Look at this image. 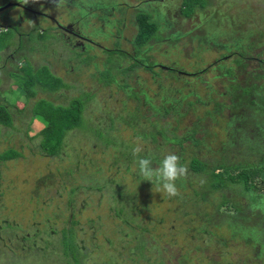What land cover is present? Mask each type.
I'll return each mask as SVG.
<instances>
[{"label":"rangeland","instance_id":"1","mask_svg":"<svg viewBox=\"0 0 264 264\" xmlns=\"http://www.w3.org/2000/svg\"><path fill=\"white\" fill-rule=\"evenodd\" d=\"M16 1L19 0L13 3ZM28 1L37 10L54 18L53 23L48 18L43 23L40 17L34 18L41 27L51 24L61 27V22H65L71 12L76 13L82 8L73 2L68 6L67 0H57L56 4L52 0ZM175 2L167 0L166 7H177L179 0ZM142 3L143 0H106L97 3V8L86 9L87 15L81 10L80 17L89 18L90 25L94 26V32H90L89 36L81 34V38L88 39L84 42V48L59 45L54 48V53L50 49L45 50L42 60L38 61L48 63L53 69L52 73L62 77L66 85L51 93L54 95L53 104L65 106L75 97L85 99L89 96L84 106L81 127L66 131L63 149L69 155H49L39 145L37 135L46 122L39 115H33L30 108L35 97L49 96L48 90L36 84V96L27 101L22 89L15 83L17 80L13 72L16 71L9 72L11 78L6 81L0 78V99L14 104L11 107L14 127H1L0 153L9 147L20 152L19 156L13 157V152L8 151L4 155L5 159L0 158V264H75L71 256L73 238L83 251L79 256L80 264H179L180 260L186 264H209L212 261L222 264H264V259H253L251 246L240 238L229 237L227 244H221L217 234L229 236L224 226L213 228L216 234L211 235L195 231L192 223L186 222L187 216L184 218L178 213L182 210L177 199L169 198L162 191L158 192L156 185L139 176L137 157L132 153L137 145L143 149L139 156L150 158L153 166L170 152L179 157L186 156V159L191 156L190 152L194 150L192 140L180 145L175 142L176 138H184L182 132L195 125L191 112L186 111V108L181 110L186 112L180 119L178 131L167 133V137L173 141L164 143L157 133L164 117L152 114L149 106L151 103L157 105L163 95L164 99L168 98V102L172 98L177 100L186 92L184 84L179 83L183 81L190 82L187 88L190 87L201 99L204 98L209 88L210 74H201V82L195 75L207 64V68H210L222 52L208 42L194 41L193 38L197 36L192 38L190 34H181L180 29L171 41L164 38H158L157 41L155 36L151 37L142 44L138 56L146 60L143 64L151 61L166 67L159 69L161 75L158 84L150 77L151 72L143 69L145 65L128 70L131 63L128 56L106 60L111 57L107 53L110 50L134 54L137 11L148 13L150 21L164 25V20L156 13L158 5L165 6L164 1L152 0L147 5ZM222 3V0H208L206 10L221 11L223 5L231 4ZM86 5L90 6V3ZM17 11L15 9L12 13ZM193 20L186 19L185 25ZM188 24L185 29H189ZM30 25V22H22L19 34L11 30V36L6 29L0 31L3 32L0 43L6 41L5 47L8 46L1 53L8 62L13 61V58L7 56L15 52L14 58L25 55L35 63L34 48H47L48 44L55 42L52 37H48L33 44L36 33L30 36ZM91 26L84 28L90 31ZM174 27L177 29L179 26ZM60 29L57 27L55 30L61 35ZM35 31L38 32L37 28ZM202 31L199 27L192 34ZM169 32H174V29ZM157 33H161L160 30L157 29ZM18 35L22 37L19 48L16 46ZM87 54L92 57L88 58ZM170 67L179 68L185 74L170 72ZM155 68L158 69L156 65ZM2 71H6V68ZM211 72L214 73L215 69ZM254 74L258 77L257 83L261 84L259 92H264V72L263 78H260L261 72ZM110 76L116 77L121 87L95 80L97 77L98 80L106 81ZM213 81L219 86H228L230 83L224 78H214ZM141 88L144 90L142 94ZM111 100L116 105V114L112 115V118L117 115L115 121L104 110V106L111 110ZM203 104L195 103L191 111L196 110L201 116L199 110L205 109L201 106ZM129 108L137 110L139 118L130 116ZM251 110L249 115L253 116ZM244 111L239 114L231 110L230 113H227L228 110L221 111V122L212 120L214 124L207 128L212 130L216 125L217 129H213V133L221 131L223 135L231 122L240 123ZM198 126H206V123L200 122ZM198 136L206 138L208 135L199 131ZM107 139L111 142L106 143ZM203 158L209 161L210 155ZM181 163L186 164V161ZM262 176H255V180H260ZM193 189H198V186L188 187V195ZM180 197V201L188 198L183 195ZM70 199L73 207L68 201ZM70 211L73 224L69 222ZM62 241L68 253L64 251Z\"/></svg>","mask_w":264,"mask_h":264},{"label":"trees","instance_id":"2","mask_svg":"<svg viewBox=\"0 0 264 264\" xmlns=\"http://www.w3.org/2000/svg\"><path fill=\"white\" fill-rule=\"evenodd\" d=\"M222 1L224 4H231L223 5L224 7L221 8L220 11V9L206 10L205 4L208 3V0H182L184 10L180 12V15H190L192 17L195 15L197 17V21H192L189 24L187 23L189 29H185L187 24L185 25V21L180 18L179 15L171 12V10L174 11V9L171 8L170 10L166 5L164 7L158 5L156 10L159 18L161 17V20H164L163 26L157 21H150L148 19V13L141 10L137 11L135 15L138 30L133 42L136 47L134 48V54L130 55L121 50H107L109 51L107 52L108 55L111 57L106 60L116 59L122 55H129L130 57L128 58H130L131 63L128 65V70L133 69L137 65H145L142 63L146 60L138 56L142 51V44L154 36L157 41H159L158 38L171 41L178 29H180L181 34H190L192 38L197 36L193 39L198 43L208 42L210 45H215L217 49L223 48L228 52L234 50L235 53L241 54L251 47L264 48V0ZM89 2L96 4L97 1L89 0ZM103 2H106V0H99L97 3L100 4ZM148 3H150V1ZM148 3H146V5ZM71 15L74 16L75 14L71 12ZM111 24L112 23H109L108 25ZM175 25L179 27L176 29L174 27ZM199 27L204 31L200 34H192V32ZM243 28L245 29L243 30ZM157 29L160 30L161 33H157ZM171 29H174V32H169ZM10 31L11 29L8 30L11 36ZM44 31L45 32H43L41 36L45 35V33L47 34V31ZM2 33H0V35ZM57 35H59V33H57ZM6 38H8L7 33ZM179 38L180 36L178 39ZM178 39H176L175 42ZM6 44V41L0 43V50H2ZM148 49H150V47H148ZM103 50L106 49L104 48ZM86 56L88 58L92 57V55L88 54ZM138 61L141 64H138ZM155 65L157 66V63L154 64V62L147 61L143 69L150 71V77L158 84V77L161 75L160 70L163 68L157 66L158 69H156ZM31 69V61L27 59L26 56H23L18 73L13 72V76L17 80L15 83L22 89L27 101L36 96L37 90L34 88L36 84L44 87L49 92L56 91L65 86L61 77L53 74L48 67L44 65L40 66L36 71L33 70L34 74ZM195 76L199 78L200 73H196ZM95 80L105 82L109 86L112 83H115L117 87H121L122 85L117 84L119 81L113 76H110L106 81L98 80L97 77ZM174 80L177 81V78H174ZM218 87L219 86L216 85V88ZM247 87L248 88L245 90H251L250 85ZM184 88L186 92L180 95L177 100L172 98L170 102H168V98L166 97L164 99L163 95V99H161L157 105L151 103L149 106L152 110V114L164 117L159 131L157 132L159 137L164 139V143L173 141L167 137V133H175L178 131V127L181 123L180 119L186 111L191 112L193 115V122H195L194 126L190 127L184 133H181V136L183 135L184 138H176L175 140L178 145L183 144L186 140H192L194 146V150L190 152L191 156L189 158L186 159L184 158L186 156H180V163L186 161V164L183 165L187 166V175L176 182L179 195L172 197L177 199V204L182 210L178 213L180 216H184V218L186 215L188 218L186 222L189 224L192 223L195 231L197 230L202 234H204V232L209 235L216 234L213 228L217 229L224 226L229 236L225 237L217 234V238L221 244H227L230 241L229 237L240 238L246 245L251 246L253 259L260 261L264 259V92L254 90L255 83H253L251 91L253 97L246 96V98H250L255 105H250L254 108L252 111L254 117L251 116L250 120L245 117L244 120L246 123L257 126L253 129V132L258 137H255V135L252 134L253 132L246 128L244 121H241L239 124H237V122H231L227 131L221 136V132L213 133V129H217L216 125L212 130L207 128L214 123L211 119L205 118L201 110H199L202 113L201 116L198 115L196 110L193 112L191 111L193 105L199 103V100H203L204 98L207 99V96L214 97V93L217 89L212 87L208 88L205 92L206 96L201 99L198 93L190 89V87L187 88L185 84ZM142 92L144 93V90L141 88L140 93L142 94ZM236 95L237 94H233V98H231L229 105L226 102L221 103L224 107H228L223 108L224 111L230 109L233 113L237 112L236 109L240 104L235 100ZM88 99L89 96L85 99L75 97L65 106L63 104H53L51 100L44 97L38 98L33 103V106L30 108L32 114L39 115L46 122V125L37 135L39 138V145L43 148L45 153L54 156H58L60 153L69 155L68 152L63 149L66 131L77 126L81 127L84 117H82L83 110ZM166 102L169 104L167 105ZM13 105V102H0V131L1 127H14L11 113V107ZM109 106L111 110L106 106H104V110L111 116L110 119L115 121L118 117L116 115V117L112 118V115L116 114V105L111 100V105ZM185 108L186 111L183 113L181 110H185ZM135 112L139 113L137 110H135ZM259 116L261 118H258ZM133 117L139 118L138 114ZM253 119H256V122H252ZM200 122H205L206 126H198ZM85 123L88 122L86 121ZM111 127L115 126L111 125ZM199 131L201 134H206L208 136L206 138L198 136ZM152 138L155 139L153 134ZM106 141V143L111 142L108 139ZM8 151L13 152V157L20 155L19 151L9 147L0 153V158L5 159L4 155ZM208 154L210 155L209 161L203 158ZM260 175H263L260 180H255V176ZM193 185L198 186V189L191 190L190 195H188V187L192 188ZM73 189L74 188H72V190ZM216 193L219 194V196H215ZM181 195H183V197L187 196L188 198H182L180 201ZM68 201L72 204V199ZM224 205H226L225 209L222 210ZM190 229L192 230V227ZM143 244L144 241L141 243V246H143ZM71 247L75 264H80V254L75 244L71 243ZM64 251H67L66 247ZM246 259H248V257H246ZM179 264L186 263L180 260ZM209 264L222 263L212 261Z\"/></svg>","mask_w":264,"mask_h":264},{"label":"clouds","instance_id":"3","mask_svg":"<svg viewBox=\"0 0 264 264\" xmlns=\"http://www.w3.org/2000/svg\"><path fill=\"white\" fill-rule=\"evenodd\" d=\"M158 1H161V2L164 1V4H165L167 0H158ZM52 2L54 4H56L57 0H52ZM172 2H175V0H172ZM180 2H182V0H179L178 6L176 4L177 7L173 6V7H169V8H174V11L177 8V12H178L177 15H179V17L182 18L184 21H186V19H188V18H191V19L194 18L193 21H197V17L195 15H194V17H192L190 15L189 16L180 15V12H182V10H184L183 5H181ZM25 3H27V0H25ZM159 6H162V5H159ZM49 17L51 19V16H49ZM52 19H54V18H52ZM58 23H59V20H58ZM48 26H50V25H48ZM46 28L47 29H42V30H43V32H45L44 30L48 31L49 34L45 33V35H43V36H41V34L43 32H41V34L39 35L35 31L36 29L34 30L33 33H36L37 41H39V39H46L48 37H52L55 40V42H53V43H60L62 41L61 35L60 34L57 35V33H59V31L55 30V29H57V27H53V28L46 27ZM3 29H4V27H2V28L0 27V31ZM58 37H60V38H58ZM87 41H88V39H87ZM50 44H48V46ZM133 45H134V43H133ZM20 46L21 45H19V43H18L17 48H19ZM48 46H47V48H45V46H43V49L47 51ZM7 47L8 46L4 47L3 49H5ZM133 47L135 48V46H133ZM2 50H0V56H1L0 71H2L5 68H6V70L11 68V72L16 71V73H18L16 66L18 65V69H19L20 62H18L16 60L17 58H14L15 52H14L13 56L11 57V59L13 58L12 59L13 61L8 62L5 58H3L2 53H1ZM14 50H15V48L13 50H11V52ZM55 51L56 50L54 49V52ZM217 51H222V52H220L221 53L220 56L215 58L212 66L210 68H207V66H208V64H207L201 69L200 77L197 80H198V82H201L202 77H203V76H201V74L206 72V73L210 74L209 88H211V87L216 88V87H214L215 85H217L213 81L214 78H216V79L217 78H224V79L228 80V82H230L228 86H225L224 84H222V86L218 85L220 88L219 87L216 88L217 91L214 93V97L207 96L206 100H199V103H204L203 105H201L202 107L205 108L203 111H201L203 113V116L207 119H211V120H215L217 122H221L220 117H219V113L221 111H224L223 108H228V107H224L223 105H221V103L226 102V100H227L228 103L230 104L231 98H233L232 97L233 94H237L235 96V100H237L239 102L241 107L246 106L249 108V110L252 109L251 111H253L254 108H252L250 105H255V104H254V102L251 101L250 98H246V96L253 97L252 92H251L253 83H255V88H253L254 90L258 91L261 87V84L257 83L258 77H256L254 73L261 72L260 78H263L264 56L262 54L264 53V48H262V47L252 48L251 47L250 49L242 52L241 54L235 53L234 50L228 52L223 48L217 49ZM23 56H25V55H23ZM127 56L130 57L129 55H127ZM39 63H43V62H38V61L36 63L31 62L32 69L34 71L39 69V67L43 66L44 64H46L44 66L48 67L52 71V68L50 65L48 66V63H43L42 65H38ZM138 64H141V63L138 61ZM146 64L147 63H145V65ZM11 65H13V66L10 67ZM157 66H159L163 69H166V67L162 66L161 64H157ZM213 69H215L214 73L211 72ZM169 71L174 72L176 74H185L184 72H180L179 68L170 67ZM189 83L190 82H185L183 84H185L188 87ZM248 85L251 86V90L250 89L245 90L246 88H248L247 87ZM221 88H222V90H221ZM253 93H255V92H253ZM135 95L137 96L136 93H135ZM130 110H131V108L128 109V113L131 116V113L129 112ZM227 113H230V109L228 110ZM245 117L250 120L251 116L249 115V111H248V115H246ZM247 128H249V127H247ZM221 136H223V135L221 134ZM142 151H143V149L139 145H137L136 147H134L132 149L133 155L137 157L136 163L138 166L139 176L142 177L143 180H147V181L152 182L153 185L157 186L158 192L162 191V192L166 193L169 198H172V197L179 195V189L177 187L176 182L178 180H180L181 178L186 177V175H187V166L180 163V157L178 155H176L175 153L170 152V153L164 155L159 160V162L156 164V166H153V162L150 158L139 156V153H141Z\"/></svg>","mask_w":264,"mask_h":264},{"label":"flooded vegetation","instance_id":"4","mask_svg":"<svg viewBox=\"0 0 264 264\" xmlns=\"http://www.w3.org/2000/svg\"><path fill=\"white\" fill-rule=\"evenodd\" d=\"M13 1H15V0H0V6L5 4L6 2H13ZM149 1H151V0H143V3L146 4ZM17 2H18L17 5L7 7V8L0 11V27H4V29H6V30H9V29L15 30V32H17L19 34V30L21 28L22 22H25V23L30 22V24H32L29 27V29H32L30 31V35L33 34V32H34L33 30H35L38 27H40V28L56 27L54 24H52L50 26L41 27L39 22L34 21V18L40 17V19L43 23L44 21L47 20V18H48V20H50L52 22V20L49 19L50 17L47 16L45 12H43L41 10H37L31 3H28L29 1H27V3H25V0H19V1H16V3ZM71 2L78 3V6L82 7L81 10H82L83 14H85V15H87L86 9L91 8V7L97 8V3L92 4V2H89V0H67L66 4L69 6V3H71ZM87 3H90V6L86 5ZM13 8H14V10L15 9L18 10L17 13L16 12H15V14L12 13L14 11V10L12 11ZM81 10L79 9L78 12L74 13L75 14L74 16H72L70 14L68 16V19L65 20V22H61V24H62L61 27L57 26V27L61 28L60 30L62 33L61 34V40L62 41L60 42V44L62 46H65V47H67V46H72V47L80 46V47L84 48V42L87 40V37L83 39V38H81V34H83L85 37V36H89V34H91L90 32H94V26L90 25V19L89 18L83 19L80 17L79 13H81ZM170 10H171V8H170ZM171 12L177 13V9L175 11L171 10ZM215 12H217V11H215ZM10 14H12V15H10ZM74 18H75V20H74ZM98 18H101V17H98ZM33 22H34V24H33ZM84 26L85 27L91 26L90 31H86ZM28 37H30V36H28ZM17 41H19V42H17L16 46L18 45V43H19V45H21L20 43L22 42V37L18 35ZM12 56L13 55L11 53V56L8 55L7 57L11 58ZM48 66H49V64H48ZM243 110H245V111L242 113L241 116L240 115L239 116L241 117V121L245 122L244 118H245V113L249 111L248 107H246V106L241 107V105H239L237 107V112H235V113L239 114V112H241ZM130 113L132 114V116H134L136 112H135V110L131 109ZM236 117H237V115H236ZM258 118H261V117H258ZM256 119H253L252 122H256ZM245 125H246V128L251 127L250 131H252V132H253V129L257 127L256 125H252L251 123H246V122H245ZM252 134H254V132ZM254 135H255V137H258L256 134H254ZM100 187L101 186H99L98 188H100ZM71 206L73 207V204H71ZM69 222L71 224L74 223L71 211H70ZM72 233H73V231H72ZM35 234H36V232H35ZM73 236H74V234H73ZM43 242H45V240H43ZM71 243L75 244L76 249L78 250L79 254L83 253L81 246H78V244L76 243L74 238H73V241H71ZM62 245L65 248L63 241H62ZM66 253H68V251H66ZM71 256L74 258L72 253H71ZM79 263H80V259H79Z\"/></svg>","mask_w":264,"mask_h":264},{"label":"crops","instance_id":"5","mask_svg":"<svg viewBox=\"0 0 264 264\" xmlns=\"http://www.w3.org/2000/svg\"><path fill=\"white\" fill-rule=\"evenodd\" d=\"M28 1V0H27ZM37 33L40 35L41 34V32H43V30L41 29V28H37ZM33 38H35V40L36 41H33V44H37L36 42H38L39 43V41H37V36L35 35V37H33ZM60 45V43H51L49 46H48V49H50V50H52L53 51V53H54V48L56 47V46H59ZM33 47V46H32ZM42 48H38V46H36L35 48H34V52H35V63L37 62V61H40V60H42L41 59V56H42V54H43V52L45 51L44 49H43V46H41ZM37 55V56H36ZM17 59H19V60H17ZM16 60L18 61V62H21V59H22V57L20 56V57H18ZM28 59V58H27ZM30 60V59H29ZM31 62H32V60H30ZM32 63H34V62H32ZM44 65H46V64H44ZM13 65H11L10 67H12ZM17 68V70H18V65L16 66ZM9 72H11V68L10 69H7L6 71H0V78H2V80L3 81H6L7 80V78H11V76L9 75ZM55 73V72H54ZM66 86V85H65ZM54 92V91H53ZM48 93H50L49 94V96H45L44 98H46V99H48V100H51V102H54L53 101V97H54V95L53 94H51L52 92H49L48 91ZM37 94V93H36ZM40 98V97H39ZM38 98H36L35 97V100L32 102V103H34L36 100H37ZM0 101H5V100H3V99H0ZM138 113H135V115H137ZM259 114V113H258ZM134 115V116H135ZM260 117V116H259Z\"/></svg>","mask_w":264,"mask_h":264},{"label":"water","instance_id":"6","mask_svg":"<svg viewBox=\"0 0 264 264\" xmlns=\"http://www.w3.org/2000/svg\"><path fill=\"white\" fill-rule=\"evenodd\" d=\"M17 4H18V2L17 3L6 2L5 4H3V5L0 6V11L3 10V9H5V8H7V7L14 6V5H17Z\"/></svg>","mask_w":264,"mask_h":264}]
</instances>
